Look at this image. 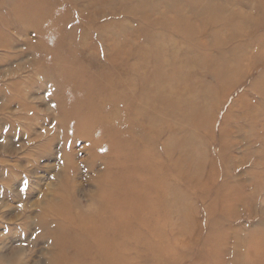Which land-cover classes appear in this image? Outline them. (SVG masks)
<instances>
[{
  "label": "rangeland",
  "instance_id": "374dc122",
  "mask_svg": "<svg viewBox=\"0 0 264 264\" xmlns=\"http://www.w3.org/2000/svg\"><path fill=\"white\" fill-rule=\"evenodd\" d=\"M57 1L61 3L56 18L63 23L62 44L43 39L35 24L15 21L17 17L10 14L13 0L0 8V261L21 249L15 257L19 264H48L51 246L38 227L44 205L61 181L68 187L66 180L85 183L79 192L83 206L88 192L94 190L87 182L106 162L108 142L103 136L98 145L93 144L96 126L89 129V141L76 133L77 115H85L94 106L99 112L110 111L116 94L123 95L114 102L121 106L138 103L142 92L147 98L157 91L161 99L160 93L171 98L167 94L171 91L169 107L155 122L159 134L155 153L160 155L164 184L162 207L152 218L162 235L158 243L168 245L170 253H166L173 260L179 256L176 264H211V258L209 262L200 258L202 249L225 235L220 264H234V250L238 256L245 250L252 228H264L260 223L264 221V12L259 10L260 0H200L226 8L220 12L225 19L236 15L237 32L224 35L215 27L201 33L209 54L218 51L214 39L227 38L221 50L234 72L224 82L192 65L196 55L180 31L164 26L139 28L140 13L125 9L141 0H105L108 7L102 11L107 14L94 24L79 12L92 0ZM155 2L165 12L167 3L181 6L176 0ZM182 8L189 18L195 13L188 6ZM162 14L151 13L148 19L160 23ZM172 17V12L164 15L168 21ZM95 24L101 26L99 30ZM70 52L74 60L65 64L64 71L58 70L61 63L52 56ZM115 55L119 57L109 70V80L99 81L94 66H108V57ZM141 55L148 61L143 62ZM90 76L104 89L100 97L91 93L83 99L77 89ZM108 81L116 82L115 88L107 87ZM142 106L152 110L143 100ZM176 107L177 111H171ZM150 113L155 120V112ZM251 210L258 213L257 218ZM131 228L142 232L134 224ZM151 239L149 248L158 244ZM149 251L137 248L126 257L137 260L136 264L159 262L161 256Z\"/></svg>",
  "mask_w": 264,
  "mask_h": 264
},
{
  "label": "bare ground",
  "instance_id": "6f19581e",
  "mask_svg": "<svg viewBox=\"0 0 264 264\" xmlns=\"http://www.w3.org/2000/svg\"><path fill=\"white\" fill-rule=\"evenodd\" d=\"M7 1L9 2V0H4L0 8H3ZM176 1L181 6L177 7L174 3H167V8H165L166 12L174 14V18L172 17L170 21L164 18L166 12L157 8L155 0H141L136 7H129L125 10L133 14L140 13L138 27L141 29L164 26L180 31L182 39L188 44L189 51L196 55L191 63L198 66L200 73L218 82L231 78L234 68L227 63L225 52L221 50L227 38L214 39L213 44L216 45L218 51L215 54H209L205 46L207 43L201 38V33L215 27H218V31L224 35L237 32L236 15L225 19L220 16V12L226 8L209 2ZM13 2L10 14L17 17L15 21L35 24L43 39L50 42H63L60 32L63 23L56 18L57 11L61 9V3L57 0H13ZM72 3L70 0V4ZM258 4L259 10L264 12V0H260ZM182 6L193 9L194 15L189 18ZM104 7H108V1L92 0L89 5L79 8L80 16L82 19H89L94 24L96 19L107 14L102 11ZM154 12L163 13L160 23L155 24L149 21L148 16ZM212 13L215 15L207 16ZM48 18L50 19L47 20ZM94 27L99 30L101 26L95 24ZM68 54L63 57L52 56L53 61L61 63L58 65V70L64 71L65 64L74 60L73 53ZM230 54L234 56L233 53ZM118 57L109 56L108 66L92 67L93 71L99 73V81L109 80V70L114 66ZM140 58L143 62L148 61L142 55ZM235 64L237 65V62ZM123 72L124 70L121 69L120 74ZM115 83L108 81L107 87L115 88ZM97 84V79L90 76L85 84L79 85L77 89L79 96L87 99L93 93L92 95L100 97L104 87ZM157 93L159 92L155 91L151 97L149 96L150 98H146L145 92H142V98L138 100V103L132 102L121 106H116L114 102L117 99L122 100L123 95L116 94L118 96L113 95L112 97L114 102L110 111L99 112L94 106L85 115L76 116L73 127L76 133L87 138V141L90 139L89 129L95 126L98 131H96L93 144L98 145L103 136L106 137L108 144L104 147V151L108 158L100 172L92 174L90 181L87 182L94 190L86 195V205L83 206L79 200L80 188L85 183L75 179L71 184V180H66L68 187L61 181L55 195L48 199L38 215L39 231L51 246V257L48 264H136L137 260L126 256L134 253L137 248H146L150 250V255L156 257L160 255V260L156 264H176L175 258L179 256L175 255L173 260L170 255H167L168 252L170 253L168 245L158 243L162 235L157 228L158 225L155 227L153 225L156 220L152 219L156 216L159 207H162L164 199L163 170L160 165V155L155 153V146L159 139L155 122L159 115L169 107V101L172 100L171 91L167 92L171 98H165L166 96L160 93L162 97L160 99ZM175 99H179V96L176 95ZM142 100L152 110L146 111L142 106ZM171 111H177V107L171 108ZM150 112H155V120L154 117H150ZM88 168L92 169L91 166ZM250 214L256 218L258 216V213L252 210ZM260 223L264 224V221ZM132 224L141 228L142 232H133ZM225 238L223 235L217 239L214 246L209 244L210 241L207 242L208 245L202 249L200 258L207 262L211 258V264H220L219 255L223 250ZM150 239L157 241L158 244L149 248ZM244 245L245 250L242 249L239 256L237 250H234L236 252L234 264H264V228H252ZM19 250L21 252V249ZM19 252L11 253V257L5 259L6 262L0 261V264H19L20 261L15 258ZM214 255L216 257L213 259ZM188 263L190 264V261Z\"/></svg>",
  "mask_w": 264,
  "mask_h": 264
}]
</instances>
